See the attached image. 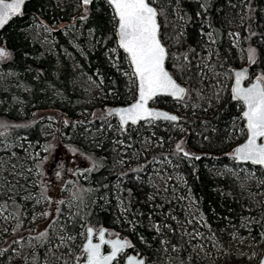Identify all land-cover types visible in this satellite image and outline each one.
Here are the masks:
<instances>
[{"label": "trees", "instance_id": "16d2710c", "mask_svg": "<svg viewBox=\"0 0 264 264\" xmlns=\"http://www.w3.org/2000/svg\"><path fill=\"white\" fill-rule=\"evenodd\" d=\"M77 3L81 6L78 13L72 0L63 5H57L54 0H30L22 14L14 17L0 33V44L7 49V55L0 58V71L11 75L10 83L0 86V119L13 122L9 128L0 129V141L12 142L24 137L31 143L43 145L39 123L31 119V114L52 108L69 118L63 130L68 135L66 143L90 156L95 163L74 212L65 215L64 211L60 216L63 233L73 240L70 258L84 253L83 228L101 226L124 236L128 240V252L138 253L146 264L212 263L208 257L202 259L204 254L195 245L196 241H187L189 239L177 232V220L181 219L178 206L152 195L153 188L147 177L156 158H165L176 165L177 173L184 179V192L195 199L208 232L221 243L225 252L230 251L228 240L235 230L247 234L240 226L245 216L255 221L251 231L256 237L257 230L264 224V197L259 201L249 195L244 197L232 174L220 173L225 165L239 166L227 139L231 130L237 131L239 141L245 135L241 103L229 92L224 104H214L208 115L201 117L206 100L212 94L210 83L201 77L202 68L198 63L207 53V39H210L208 64L213 71L226 74V83H230L232 69L242 58L247 62L254 51L255 60L248 66L249 75L250 78L260 75L264 83V0H151L158 11L160 39L168 52L166 66L186 88L181 101L158 97L151 105L177 111L184 123L182 130L177 123L161 121L131 125L122 130L116 118L107 114V108L127 104L135 98L132 70L125 54L117 47L115 18L109 5L102 0L89 4L77 0ZM36 19L50 27L55 25L51 27L56 39L51 52L32 41L27 33ZM71 20L75 21V28L82 24L81 31L92 34V48L83 47L85 59L69 43L70 36L62 33L65 23ZM234 34L237 45L232 40ZM79 41L82 44L83 40ZM63 49L101 89L102 96L95 98L96 107H81L93 112L85 121L91 123L92 128L101 127L103 136L97 139L92 132L87 137L82 135V126L73 130L71 122L81 117L71 104L81 96L75 72ZM14 97L20 99L19 103L13 102ZM149 133H154L162 142L154 153L142 147V137H149ZM117 139L131 143L130 150L136 151L135 162L128 161L127 166L119 164L122 155L120 148H115ZM181 139L193 152L191 157L177 151ZM246 166L264 178L258 167ZM260 187L264 188V181ZM0 206L15 216L17 222L10 238L0 244V264H6L11 248L24 243L26 238L32 246L19 264H65L62 254L49 252V233L38 234L35 228L26 225L27 203L21 201L19 194L13 199L0 196ZM205 237L203 233L202 239ZM221 263L218 258L212 264Z\"/></svg>", "mask_w": 264, "mask_h": 264}, {"label": "rangeland", "instance_id": "374dc122", "mask_svg": "<svg viewBox=\"0 0 264 264\" xmlns=\"http://www.w3.org/2000/svg\"><path fill=\"white\" fill-rule=\"evenodd\" d=\"M54 1L57 5H63L69 0ZM72 2L76 13L80 12L81 6L77 3V0H72ZM176 8H178L177 5ZM81 25L75 28L74 20L66 22L62 33L70 36L69 43L77 54L82 59H85L83 47L92 48V34L91 32H82ZM53 26L55 25L51 27ZM51 27L43 23V21L36 19L27 29L30 39L50 52L56 43ZM80 39L83 40L82 44L79 41ZM209 40L207 39L209 43L207 47L208 51L198 65L199 68H202L200 72L202 79L210 83L212 96L207 98L206 107L200 115L201 117L207 116L209 108L215 107L214 104L217 106L224 104L231 88V74L230 83H226L227 75L219 71H213L212 65L208 64L209 49L212 46V41ZM232 40L237 45L235 34L232 36ZM63 53L67 55L71 62V67L76 75L75 82L77 89H79L78 94L81 96L71 104V108H77V115L81 117L79 120L71 122L73 130L82 126V135L87 137L92 132L93 138L97 139L103 136L101 127L92 128L91 123L85 121V119L88 120L92 117V110L81 107H96L95 98L102 96L101 89L96 80L80 69V66H78L68 51L63 49ZM254 60L255 52L251 51L247 62L242 58L238 66H250ZM130 76L134 79L133 74ZM256 77L262 79L260 75ZM10 79L11 75L9 72L3 73L0 71V86L5 87V85L10 83ZM133 84L135 86V80ZM206 95H208L207 92ZM19 101V98H13L15 104L19 103ZM240 110L242 111V105H240ZM31 119L39 123V132L43 136L44 144L31 143L24 137H19L12 142L6 140L0 141V196L13 199L19 194L21 201L27 203L25 212L29 213V215L26 217V225L35 228L38 234L43 235L44 232H48L50 239L48 241L49 252L53 255L62 254L65 264H74L76 261L83 259L85 253L81 256L75 255L70 258V244L73 240L63 233V224L61 223L60 216L64 211L65 215L74 212L77 203L85 193L86 184L84 182L88 180L95 163L90 156L66 143L68 135L63 130L70 121L62 113L48 108L32 113ZM150 123L152 122H145V124ZM12 124V121L4 118L0 119V129L9 128ZM183 124V121H180L176 125L182 130L184 129ZM149 134L147 138L146 136L142 137V147L149 153H154L161 148L162 142L154 133ZM61 137H65L64 141L60 140ZM227 140L233 151L235 146L241 142L237 140L236 130L229 132ZM115 144V148L119 147L122 155L119 162L120 165L127 166L126 162L131 160L136 161V151L130 150V142L117 139ZM178 144L183 150L181 151L182 154L183 152H187L190 154L187 157L192 156L193 152L186 148L183 139ZM128 151L130 152L129 155H127L128 153L126 154ZM238 165L236 168L225 165L220 173L232 174L236 181H238L244 197L249 195L256 201L263 199L264 188L260 187V183L264 181V178L258 177L254 169L246 165ZM65 171L67 173H64ZM147 179L153 188L151 192L153 196L158 197L164 203L173 202L178 206L181 219L177 220L179 224L177 232L185 239H189L187 241H196L195 245L204 254L202 259L208 257L213 263L220 258L221 264H226L228 261L230 262L229 264H255L260 260L264 248V224L257 230L256 237H254L251 230L252 223L254 224L255 221L249 216H245L240 226L247 231V234H243L240 229L235 230L228 240L230 251L225 252L221 243L208 232V226L204 221V216L198 209L195 199L189 192H184V179L182 175L177 173L176 165L169 160H165V158H156L150 165ZM158 206L161 208V204ZM16 227V217L0 206V244L2 241L4 244V241L10 238ZM100 228L101 226L95 227L96 231ZM85 230L86 226L82 230L83 241L86 236ZM203 233L206 234L205 239H202ZM108 236L124 237L109 231ZM31 246L32 243L28 238H26L24 243L13 246L10 250L11 254L6 258V264H19L23 260L25 251L31 248ZM247 248H249V252H247ZM0 254H2L1 251ZM135 254L139 255L138 253ZM67 258H70L69 262L66 261ZM243 259L245 261H242Z\"/></svg>", "mask_w": 264, "mask_h": 264}, {"label": "snow or ice", "instance_id": "6c2138e0", "mask_svg": "<svg viewBox=\"0 0 264 264\" xmlns=\"http://www.w3.org/2000/svg\"><path fill=\"white\" fill-rule=\"evenodd\" d=\"M85 4L91 0H83ZM113 8L115 18L118 20L119 45L130 57L134 66L135 74L139 78L138 102L130 108L121 109L111 113L120 118L121 124H136L144 119H164L169 121L177 120L163 112L150 110L147 105L149 100L158 94H167L177 99H183L186 90L180 87L169 72L165 69L167 51L159 38V24L157 22L158 12L149 0H106ZM25 0H0V28L11 18L22 14V6ZM7 54L0 49V58ZM244 72L236 73L234 97L246 106L243 113L247 121V128L250 138L247 142L235 150L234 159L242 162H251L253 165L264 166V144H258L260 138H264V86L259 82L251 88H242L241 81L244 79ZM177 151H183L178 144ZM184 156H189L183 152ZM199 159V157H196ZM91 234V230H89ZM101 242L104 235L99 236ZM129 245L127 242H115L112 244V254L102 257L100 245L88 242L85 252L87 253L88 264H109L117 253L122 252ZM129 264H144L143 260H130Z\"/></svg>", "mask_w": 264, "mask_h": 264}, {"label": "water", "instance_id": "95a60500", "mask_svg": "<svg viewBox=\"0 0 264 264\" xmlns=\"http://www.w3.org/2000/svg\"><path fill=\"white\" fill-rule=\"evenodd\" d=\"M30 0H25V3L23 4L22 6V12H23V9H24V5L29 2ZM83 1V0H82ZM94 0H91V2H93ZM102 1H105L106 0H102ZM6 2H11V0H6ZM149 2L151 3V0H149ZM107 3V2H106ZM108 4V3H107ZM109 5V4H108ZM151 5L156 8L152 3ZM111 11H112V14L115 18V14H114V11H113V8L109 5ZM157 10V9H156ZM158 12V11H157ZM21 15V14H20ZM19 16V15H18ZM16 17V16H15ZM14 18V17H13ZM11 18L2 28H0V33L2 32V30L9 24V22L13 19ZM157 22H158V16H157ZM159 24V22H158ZM159 31H160V27H159ZM114 35H115V38H116V44H117V47L125 54L126 58H127V61L130 65V68L132 70V74L134 76V80H135V98L127 103V104H124V105H118V106H112V107H109L107 108L106 112L109 116H113L116 118L117 120V123L119 125V127L124 130L126 129L128 126H135V125H138L140 123H145V122H148V121H151V122H157V121H161V122H170V123H173V124H176V123H179L180 120H181V116L180 114H178L176 111H173V110H168V109H165V108H162V107H155L153 105H151V102L155 99V98H158V97H169L170 99H172L173 101H181L182 99H177L176 97H173V96H170V95H167V94H158L156 95L155 97H153V99L149 100L148 102V105L147 107L152 110V111H155V112H163V113H166L168 115H171V116H176L177 117V120L175 121H169V120H164V119H144V120H139L136 124H132L130 121L128 122V124L124 125V124H121V121H120V118L119 116L117 115H112L111 113H115V112H118L119 110L121 109H126V108H130L132 105H134L135 103L138 102V98H139V78L138 76L135 74V70H134V66L131 64V60H130V57L127 55V53L124 52V50L120 47L119 45V36H118V20L115 18V29H114ZM159 38H160V34H159ZM161 40V39H160ZM162 43V41H161ZM163 44V43H162ZM163 46L165 47V45L163 44ZM0 49H2L5 53H7V49L5 46H3L2 44H0ZM166 49V47H165ZM167 51V49H166ZM167 55H168V52H167ZM166 60H167V57H166ZM166 60H165V69L166 71L169 72V75L173 78V80L182 88H185L184 85H182L181 83H179L175 78L174 76L170 73V71L168 70L167 66H166ZM248 66H237L235 68L232 69L231 71V88H230V92H231V95L232 97L239 101L238 99H236L234 97V88L236 86L235 84V81H236V73L237 72H244L245 73V76H244V79L241 81V87L242 88H251L254 84H256L257 82H259L261 84V86H264V83H263V80L260 79L259 77H253V78H250V75H249V70H248ZM184 98V97H183ZM242 105V111H241V118L243 119V124H244V129H245V136L243 138V140L241 142H239L235 148H234V154H235V150L241 146H243L247 140L250 138V132L247 128V121L246 119L244 118V115L243 113L247 110L246 109V106L241 102L239 101ZM258 144H264V138H260L258 139L257 141ZM235 160V163L236 164H240V165H251V166H254V167H258L261 171H263L264 173V166H259V165H253L251 162H242V161H239V160ZM89 230H91V234L89 233ZM86 236H85V239L84 241L82 242V250L84 251L85 248L87 247L88 245V242L91 241L93 244H99L100 245V254L102 257H106V256H109L112 254V244L119 241L121 243L123 242H127V239L125 237H114V238H109L108 237V233H107V229L105 227H101L99 230H98V233H97V236H96V239L94 238V234H95V229L91 226H87L86 227ZM103 234L104 235V241L101 242L100 239H99V236ZM128 244V242H127ZM107 246V251H104V246ZM127 247L124 249L126 250ZM123 250V251H124ZM85 253V256L82 260V262L80 263L79 261H76L74 264H88V261H87V253L84 251ZM121 252L117 253L116 257L109 262V264H113L114 261L116 260L117 256L120 254ZM133 259H136V260H143L144 262V259L138 255H135V254H131L129 256L126 257L125 259V262L123 264H129V261L130 260H133ZM255 264H264V248H263V253H262V256L260 258V260L255 263Z\"/></svg>", "mask_w": 264, "mask_h": 264}, {"label": "flooded vegetation", "instance_id": "af4514ba", "mask_svg": "<svg viewBox=\"0 0 264 264\" xmlns=\"http://www.w3.org/2000/svg\"><path fill=\"white\" fill-rule=\"evenodd\" d=\"M66 167H67V163H66ZM64 173H67V171H65ZM63 173V174H64ZM87 227V226H86ZM95 229V228H94ZM97 233H98V231H96V229H95V234H94V238L96 239V236H97ZM107 233H108V231H107ZM109 238H114V237H119V236H114V237H111V236H108ZM127 242H128V240H127ZM128 248H129V246L127 247V249L126 250H124V251H122L118 256H117V258H116V260L114 261V263L113 264H123L124 262H125V259H126V257L127 256H129V255H131V254H134V253H129L128 252ZM107 246L105 245L104 246V251H107ZM136 255V254H135ZM139 256V255H138ZM140 257H142V256H140ZM143 259H144V257H142ZM82 260L83 259H80V263L82 262ZM144 264H146V262H145V259H144Z\"/></svg>", "mask_w": 264, "mask_h": 264}]
</instances>
